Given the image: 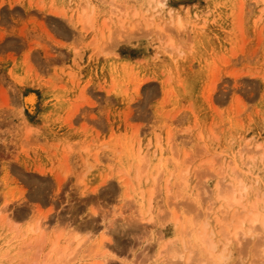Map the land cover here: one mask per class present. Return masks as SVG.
<instances>
[{
  "label": "rangeland",
  "instance_id": "rangeland-1",
  "mask_svg": "<svg viewBox=\"0 0 264 264\" xmlns=\"http://www.w3.org/2000/svg\"><path fill=\"white\" fill-rule=\"evenodd\" d=\"M251 215L264 0H0V264H264Z\"/></svg>",
  "mask_w": 264,
  "mask_h": 264
},
{
  "label": "bare ground",
  "instance_id": "bare-ground-1",
  "mask_svg": "<svg viewBox=\"0 0 264 264\" xmlns=\"http://www.w3.org/2000/svg\"><path fill=\"white\" fill-rule=\"evenodd\" d=\"M176 24L177 25H180L181 24V22L178 20L177 22H176ZM28 104H33L34 103V99H30V100H28V102H27ZM235 178V177H234ZM231 179H233V178H231ZM241 184H235L234 182H232L231 181V183L229 184H227L226 186H218L217 187V191H216V194H215V196L216 197H214V200H215V202H217L218 204L219 203H221V207H224V208H226V209H228V208H230L231 209V207H234V206H237V205H241L242 204V190L240 189L241 187ZM196 202H200V200L198 199V196H197V200H196ZM220 205V204H219ZM225 211V210H224ZM226 213H228V212H226ZM225 213V214H226ZM233 214H235L234 212H233ZM230 215H232V213L230 214ZM230 215H229V218H230ZM218 217L219 218H221L219 215H218ZM217 217V218H218ZM224 217V216H223ZM233 217V216H232ZM232 217H231V219H232ZM235 217V216H234ZM226 218V217H225ZM251 218H252V221H251V223L252 224H256V223H258V222H260L261 220L259 219V217L258 216H255V215H251ZM235 219H237V218H235ZM234 219V220H235ZM230 220V219H229ZM246 221H248V217H247V219H242V221L241 222H238L237 224H238V226H232L231 224H225L224 226H223V228H224V236H225V238H227V239H230V235L231 236H238V235H240V234H244L245 232H249V231H251L252 229L251 228H248V230H246V227H245V222ZM261 223H262V227L264 228V220L263 221H261ZM231 226L233 227V228H231ZM246 234V233H245ZM207 237L205 238V236L204 235H202L201 236V238H200V242L202 243V245L204 246L205 245V247L207 246V252H206V254L208 255V258L206 259V262H207V264H210V262L211 263H213V264H220L221 263V259H222V254H220V253H216V252H214L213 250H215V247L214 246H216L217 247V244L215 243V245L213 246V244H211V243H213V242H210L209 241V234L208 235H206ZM211 238V237H210ZM262 238V237H261ZM260 238V239H261ZM264 238V237H263ZM208 241H207V240ZM212 239V238H211ZM210 239V240H211ZM262 242V241H261ZM56 244V243H55ZM57 246H59L58 244H57ZM198 247H200V245L198 246ZM53 248H56V247H53ZM197 248V247H196ZM199 250V249H198ZM262 250V249H261ZM196 251V250H195ZM200 251V250H199ZM197 252V251H196ZM261 253V252H260ZM264 254V243H263V250H262V255ZM181 257H184V254H181Z\"/></svg>",
  "mask_w": 264,
  "mask_h": 264
}]
</instances>
